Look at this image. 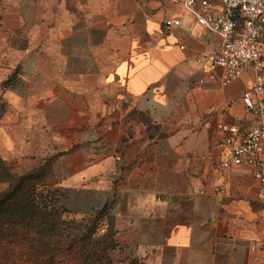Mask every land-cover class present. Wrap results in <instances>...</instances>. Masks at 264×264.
<instances>
[{
	"label": "crops",
	"instance_id": "0c3cea01",
	"mask_svg": "<svg viewBox=\"0 0 264 264\" xmlns=\"http://www.w3.org/2000/svg\"><path fill=\"white\" fill-rule=\"evenodd\" d=\"M220 46L181 0H0V163L42 169L69 216L108 204L139 264H264V193L214 149L257 125L255 72L210 79Z\"/></svg>",
	"mask_w": 264,
	"mask_h": 264
},
{
	"label": "built area",
	"instance_id": "2783aa9c",
	"mask_svg": "<svg viewBox=\"0 0 264 264\" xmlns=\"http://www.w3.org/2000/svg\"><path fill=\"white\" fill-rule=\"evenodd\" d=\"M185 9L196 18L197 25L208 29L221 39L220 49L210 59V79L213 69H223L222 84L238 78L245 71L255 72L253 87L243 93L242 102L248 112L257 118V125L243 130L239 125L218 126L221 133L214 149L221 153V166L244 164L253 168V178L264 193V76L261 38L264 35V0H220L215 11L208 0H181ZM180 26L178 18L167 17L162 28L171 32Z\"/></svg>",
	"mask_w": 264,
	"mask_h": 264
},
{
	"label": "trees",
	"instance_id": "16d2710c",
	"mask_svg": "<svg viewBox=\"0 0 264 264\" xmlns=\"http://www.w3.org/2000/svg\"><path fill=\"white\" fill-rule=\"evenodd\" d=\"M42 172L38 169L21 173L14 184L10 183L6 192L0 194V263L107 264L108 259L96 253L95 244H90L92 252L80 249L81 243L91 240L89 233L73 239L65 235L59 219L69 215L59 206L60 192L49 211L47 206L43 209L37 204L36 179ZM89 216L96 219L110 216V206L105 204ZM130 264L139 263L131 261Z\"/></svg>",
	"mask_w": 264,
	"mask_h": 264
},
{
	"label": "rangeland",
	"instance_id": "374dc122",
	"mask_svg": "<svg viewBox=\"0 0 264 264\" xmlns=\"http://www.w3.org/2000/svg\"><path fill=\"white\" fill-rule=\"evenodd\" d=\"M19 175H21V172H19V170L14 166L12 168H5L3 165H0V194L5 193L9 188L10 183L14 184L15 180L17 179L16 177ZM44 182H46V177L41 174L36 179V183L38 184L36 188V200L38 205L43 207V209L45 206H47L49 211V208L52 206V202L55 200V197L59 191H46L45 189L47 187L42 185ZM48 218L51 217L48 216ZM60 219V226H62L65 235L69 236V238L73 239L75 236H81L83 234L89 233L91 240L88 239L79 245L82 251L85 250V252H92V247L90 246L92 243L96 245V253L108 259V262L106 261L107 264H130L131 261H140L139 259L132 257V250L134 249L133 247L138 243V240L118 239L116 230L113 229L114 223H112L110 216L97 219L89 215L74 217L62 216ZM62 221H64V224H62ZM122 231H128L126 225H124ZM0 264L22 263L18 261L14 263L8 261L1 262Z\"/></svg>",
	"mask_w": 264,
	"mask_h": 264
}]
</instances>
